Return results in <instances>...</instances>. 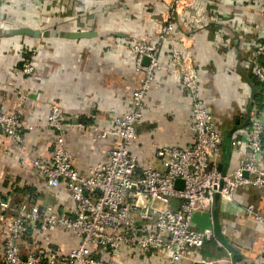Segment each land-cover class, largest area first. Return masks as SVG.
Instances as JSON below:
<instances>
[{
  "label": "crops",
  "instance_id": "1",
  "mask_svg": "<svg viewBox=\"0 0 264 264\" xmlns=\"http://www.w3.org/2000/svg\"><path fill=\"white\" fill-rule=\"evenodd\" d=\"M205 3L210 24L195 34L192 49L200 58L201 94L217 129L221 121L215 112L223 117L225 126L232 127L236 119L239 124L245 121L248 103L253 100V106L259 92L251 82L247 56L264 35V17L259 13L258 0ZM163 11L160 0H110L108 4L92 0H0V109L13 110L26 127H33L24 131V140L34 156L50 154L53 134L46 129L48 105L56 103L65 120L84 126L82 130L69 129L65 137L77 167L84 169L103 160L106 149L117 141L110 137L94 140L90 127L108 129L114 117L128 110L131 95L142 79L135 55L128 48L129 39L155 42V24ZM17 29L39 31L40 36L12 32ZM90 32L96 35L69 37ZM169 47V43L162 47L164 59ZM25 54L30 55L35 68L28 77L19 71ZM143 63L148 64L149 59L143 57ZM189 104L188 94L171 82L168 73L156 74L136 139L129 147L138 166L154 159L156 146L190 145ZM239 145L231 149L226 172L237 165L242 151ZM4 195H9L14 205L25 202L65 215L74 210V202L63 189L51 190L34 178L28 162L0 131V196ZM247 205L264 215V188L239 189L230 200L217 196L209 211L195 213L192 228L211 229L214 238L195 251L191 260L179 264H259L264 258V224L244 217ZM10 217V212L0 210V264H5L3 241L10 229ZM77 244L76 238L63 231L38 234L27 228L20 251L22 256L35 249L67 255ZM136 262L133 257L132 264ZM147 263L164 264L161 254Z\"/></svg>",
  "mask_w": 264,
  "mask_h": 264
},
{
  "label": "built area",
  "instance_id": "2",
  "mask_svg": "<svg viewBox=\"0 0 264 264\" xmlns=\"http://www.w3.org/2000/svg\"><path fill=\"white\" fill-rule=\"evenodd\" d=\"M92 1L108 4L110 0ZM258 1L264 17V0ZM160 2L164 11L155 24V42L129 39L128 48L135 55L142 79L128 110L114 117L108 129L90 127L94 140L110 137L117 141L106 149L101 162L77 167L65 137L69 129L82 130L84 126L65 120L56 103L48 105L46 129L53 134V141L47 157L34 156L24 140V131L33 127H26L13 110L0 109V131L28 162L34 178L51 190L63 189L74 202L72 214L65 215L25 202L14 205L9 195L0 196V210L11 213L3 241L5 264H132L133 257L136 264H148L157 254L164 264H179L191 260L195 251L214 238L211 229L192 228L195 213L209 211L216 196L230 200L239 189L264 188V35L247 56L251 73L261 86L260 106H252L248 126L234 134L232 148L241 144L242 151L236 167L223 175V137L202 98L200 58L192 51L195 34L210 24L205 0ZM165 43L170 47L164 59L161 50ZM143 57L149 59L147 65L141 64ZM19 71L26 77L35 72L30 58L21 59ZM160 71L168 73L171 82L189 96L191 143L187 147L156 146L154 159L138 166L129 147ZM178 180L182 188L175 187ZM243 214L264 224V215L252 205L245 206ZM27 228L38 234L63 231L78 244L67 255L35 249L22 256L20 243ZM259 264H264V258Z\"/></svg>",
  "mask_w": 264,
  "mask_h": 264
},
{
  "label": "water",
  "instance_id": "3",
  "mask_svg": "<svg viewBox=\"0 0 264 264\" xmlns=\"http://www.w3.org/2000/svg\"><path fill=\"white\" fill-rule=\"evenodd\" d=\"M15 34H21V35H30L33 36L35 38L40 36V32L39 31H31L28 29H17V30H13L12 31ZM96 35L95 32H90V33H79V34H71L69 35V37L71 38H91L94 37ZM147 60V59H146ZM144 60V61H146ZM147 63H143V65H145ZM252 94H255L254 89L252 90ZM252 104H253V100H250L246 109V118L245 121L242 124H239V120H235L234 121V125L225 133V135L223 136V141H222V163H221V172L224 175L226 173V170L229 166V160H230V156H231V149H232V139L234 134L243 129L246 128L248 126L249 123V119H250V114H251V110H252ZM182 181L178 180L175 183V187L176 188H182ZM217 197V196H216Z\"/></svg>",
  "mask_w": 264,
  "mask_h": 264
},
{
  "label": "trees",
  "instance_id": "4",
  "mask_svg": "<svg viewBox=\"0 0 264 264\" xmlns=\"http://www.w3.org/2000/svg\"><path fill=\"white\" fill-rule=\"evenodd\" d=\"M23 57H24L26 60H29L30 55H29V54H25ZM19 67H20V65H19ZM251 82L253 83V85L255 86V88L258 87V89H259V92L256 93L255 98H254L255 103H256V104H259L260 99H261V92H262V90H261V86L259 85V83L257 82V80L254 78V76L251 78ZM259 106H260V104H259Z\"/></svg>",
  "mask_w": 264,
  "mask_h": 264
},
{
  "label": "rangeland",
  "instance_id": "5",
  "mask_svg": "<svg viewBox=\"0 0 264 264\" xmlns=\"http://www.w3.org/2000/svg\"><path fill=\"white\" fill-rule=\"evenodd\" d=\"M34 74V73H33ZM32 74V75H33ZM215 117L218 119L219 118V120L221 121L220 122V124H218V129L221 131V132H223V134H221L222 135V137L225 135V133L230 129V125L227 127V126H225V124L223 123V117H220V116H218L219 114H217L216 112H215Z\"/></svg>",
  "mask_w": 264,
  "mask_h": 264
}]
</instances>
